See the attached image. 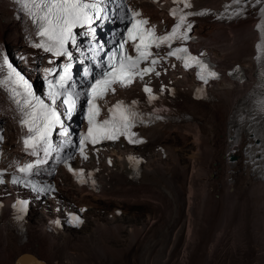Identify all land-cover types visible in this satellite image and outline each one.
Listing matches in <instances>:
<instances>
[{
	"label": "bare ground",
	"instance_id": "6f19581e",
	"mask_svg": "<svg viewBox=\"0 0 264 264\" xmlns=\"http://www.w3.org/2000/svg\"><path fill=\"white\" fill-rule=\"evenodd\" d=\"M16 1L0 0V64L3 63L4 57L8 58L9 50L7 52V44L11 42L17 46L14 52L15 62L36 69L37 62L44 56L25 44L26 34H28L30 24L20 14L17 6L14 5ZM221 2L222 0H211L208 3L215 5ZM202 6L206 5L203 4ZM146 7L154 10L150 4H147ZM151 15L158 17L155 11H152ZM258 20V17L253 16L246 23L230 26L229 30L232 35L231 40H227L228 45L226 47L217 44L223 38V35L219 33L216 34L218 38L210 36V42L207 45L223 58L228 59L227 65H234L236 62L252 63V59L256 56V45L260 40V35L256 28ZM208 27L206 25V30L203 33L200 30L196 31L204 37L208 35ZM214 28L216 27H209L212 31ZM220 93V103L212 105H192V111L195 115H201V117L193 119L192 122L185 123L179 127L166 128L163 131L157 130L151 133L150 137L154 145L158 143L165 144L172 152L167 161L160 162L156 166H153V169H149V172L146 173L143 179V183L139 184L137 188H117L114 191H106L103 195L92 196L91 198L86 197L85 195L87 194H84L80 201L93 206L95 205L92 200L96 202L97 200H102L108 203L109 201L119 203V201L128 200H134V202L147 201L149 205H156L159 211H161L162 206L168 208L167 206L173 204L183 206L187 203L189 209L195 201L197 187L202 185L204 194L203 198L201 197L202 214L209 219V226L203 228L202 237H200L196 249H193L194 247L191 245L193 248L190 249L194 250L192 254H189V251L186 252L188 247L186 250L184 249L185 254H182L183 257L178 264H221L216 263L217 261L215 260L218 254H220V251H223L224 245H227L228 238L231 235L237 241L238 239H244L247 243L246 247L239 246L238 243L240 240L233 243L232 253H238V248L244 247L240 249L244 251L245 258L241 260V256L243 255L238 253L241 255V258L239 257L240 259H238L240 260L238 261L240 262L239 264H264V252L261 251L264 249V180L259 179L249 168L245 167L247 156L243 152H239L237 154V172L234 173L233 181H228L229 166L226 163L228 128L231 123L232 113L235 110L236 100L240 95L235 94L234 88L230 89L225 82L221 83ZM1 96L3 95L0 94V100ZM14 116L12 112L6 110L0 114V122L2 121L1 123H3L10 118L15 123ZM206 120L211 124L210 130L207 127L209 134H211L210 136H208L209 134L206 135L205 127L203 126ZM218 124L219 126H216ZM213 127L216 129L219 128V132L214 130ZM70 135L72 136L71 133ZM220 135L223 137L219 140L220 143H218L217 138ZM177 138L180 139V142H177ZM190 139H193L192 143L196 147L195 151L190 154L188 164L185 163L182 155L181 163L180 152L182 153L184 145L186 147L187 145L189 146ZM174 142L180 145L177 147ZM14 147L15 145H10L11 149ZM18 156L19 154L16 153L15 147L12 157L16 158ZM217 157L223 158L220 161L213 160ZM209 160H211L210 163ZM171 171L173 172L172 175L170 174ZM185 187L188 188V196L186 195ZM164 196L167 197L166 200L163 199ZM116 206L122 207L119 205ZM130 214L133 213L130 212ZM31 216L28 217L29 222H40L38 212H33ZM182 216V212L179 211L176 217H171V219H181ZM33 217L37 220H34ZM188 227L191 228L192 226L189 224ZM190 228L186 236L191 235V239L188 238L189 241L192 240V236L194 235V233L192 235ZM122 230L123 228L119 224L110 231L119 234ZM134 230L131 236H134ZM142 230L149 233L152 232V229L145 226L142 227ZM101 234L100 232L96 234L93 231L90 238H94L97 235L99 237L98 239H101ZM212 240L215 242V245L213 244V247H211L212 250L210 251L211 253H216V255L212 254L210 255L211 258H205V254L200 248L205 247ZM253 241L259 242L262 249H256L252 246L251 243ZM90 244L89 240L83 242L76 236H69L67 234L61 242L57 243L43 235L34 236L33 232L27 242L21 243L18 238L11 235L5 236L0 232V264H17L19 259L21 261L19 264H38L37 261L46 264H80V261L85 259L89 254L79 253L77 247H87ZM217 248H221V250H217Z\"/></svg>",
	"mask_w": 264,
	"mask_h": 264
},
{
	"label": "snow or ice",
	"instance_id": "6c2138e0",
	"mask_svg": "<svg viewBox=\"0 0 264 264\" xmlns=\"http://www.w3.org/2000/svg\"><path fill=\"white\" fill-rule=\"evenodd\" d=\"M17 2L22 3L23 8L28 10L34 22L38 21V35L46 38L37 43L35 47L53 53L56 57H66L68 60L58 79L55 82L48 81L47 95L50 103H45L43 99L34 94L31 85L16 71L7 57H4L3 63L0 64V71H3L5 65L8 69L7 77L2 83L10 85L11 99L18 106L22 114L21 123L27 129L23 144L27 150H31L30 155L38 157L35 163H27L18 169L23 174V178L14 175L11 182L13 184L24 183L36 193L49 194L55 191L51 185H40L28 177L39 175L42 166L47 164L51 152L57 150L53 147L51 140L53 130L57 125L65 128V120L61 119L58 107H64V117L71 119L77 111L80 97L87 96L88 128L86 134L80 137L79 144L75 145L83 159L87 160L88 156L85 153L87 143L97 145L103 141H117L121 137H125L129 143H144V140L138 138L137 133L132 131L138 123H144V117L135 110L138 101L133 100L131 105L119 101L108 109V116L101 117L102 110L98 101L103 100L110 91L115 93V86L127 88L137 78L143 80L145 76L151 74L160 76L161 72L157 70V66L161 65V61L172 57L181 61L185 69L198 68L199 79L205 84L210 78H219L218 73L211 70L209 63L201 59L203 53L194 55L186 46V42L192 38L190 33L193 29V22L188 18L208 14L205 11H185V9L193 7L191 0H173L174 3L182 4L183 7L179 10L176 8L171 10L172 16L176 17L178 22L166 34H157L155 26H149L148 19H138L142 15L141 12L130 10V16L127 14L126 16L131 21V25L123 30L118 48L108 55L106 63L100 64L102 70L98 76L91 72H85L86 76L91 75L93 79L82 93L76 91L69 83L72 79L69 73L72 69L73 52L69 50L68 45L70 43L76 45V34L73 29L77 26H88L90 33H95L92 24L94 19L101 18V5L104 0H39L38 3L33 0L32 8L29 7V0H17ZM248 2L249 0H232V5L235 6L233 11L236 12V15L246 13L247 9L244 5ZM251 3L259 6L257 11L264 16V0H251ZM232 5L225 7L229 8ZM260 27L264 29V25ZM177 42H180V45L173 47ZM162 48L165 50L160 51ZM142 64L146 66L141 67ZM171 67H175V65L173 64ZM52 71L49 69V72ZM164 71L166 72L167 68H164ZM19 87H22L23 91H19ZM143 91L148 95L150 101L157 100V95L147 84L144 85ZM163 91L164 87H161L160 92ZM58 100L59 105L57 104ZM261 110L264 111V101L261 102ZM159 118L162 117H157V119ZM63 135L65 137L69 135L66 128ZM3 138L0 135V141ZM65 143L68 141L66 140ZM41 152H43L42 157L40 156ZM261 154L264 155V145L261 146ZM64 162L67 163V161ZM68 169L80 178L81 183L87 182L83 179V170L75 172L70 164ZM4 182L3 173H0V184ZM92 183L95 184V181L93 180ZM14 207H18L19 211L23 212L27 207V201L19 200ZM81 211L84 210L81 209ZM68 222L76 226L84 223L81 216L76 214H72Z\"/></svg>",
	"mask_w": 264,
	"mask_h": 264
},
{
	"label": "rangeland",
	"instance_id": "374dc122",
	"mask_svg": "<svg viewBox=\"0 0 264 264\" xmlns=\"http://www.w3.org/2000/svg\"><path fill=\"white\" fill-rule=\"evenodd\" d=\"M14 5H17V2H15ZM247 21H249V20H247ZM247 21H245V23ZM201 26H204V27H201ZM207 26L210 27L213 25H207ZM205 27H206V25H198L196 28H197V30H200L201 33H203L206 30ZM209 27L207 28V30L209 31L208 35L204 36V38L207 39V43L210 42V40H209L210 36H213V38H215V37L218 38L216 36V34L219 33L220 35H223V38L217 44L221 45L223 47H226L228 45L227 40H231V35H232L230 33L229 28H227V27H216L212 31V29H209ZM210 31H212V32H210ZM224 36H226V37H224ZM217 44H215V45H217ZM16 47L17 46H15L11 42H8V44H7V52L9 50L8 57L11 60V62H13V63H16L15 62L16 58L14 56L15 55L14 52L17 49ZM219 56H221V55H219ZM43 60H45V58L41 59V61H43ZM220 94L221 93L219 91V93H218L219 98L221 96ZM2 113L0 112V114H2ZM1 122H0V126H3V125L7 126V128L11 132L8 135V139L6 142L8 144H7L6 148H3V149H5V154H3L1 158H3L4 160H10L11 158H13L12 153L15 150V147L11 149L10 145L16 144L14 121H12L9 118L8 120H5L3 123H1ZM203 126L205 127V131L208 130V128H209V130L211 129V124L208 123V120H206V122H204ZM216 126H219V124ZM215 127H213V129L219 132V128L216 129L217 127L216 128ZM220 127H221V125H220ZM210 135L211 134H209L208 136H210ZM222 137L223 136L220 135V137L217 138L218 141L217 140L216 141L218 143H220L219 140H221ZM175 140H176V138H175ZM192 141H193V139L189 140V146L187 145V147H186V145L183 144L184 147L182 146L183 147L182 153L180 152L181 163H182V155H183V160L185 161V163L188 164V161L190 159L189 158L190 154L193 151H195L196 147L192 143ZM177 142H180V139L177 138ZM179 145L175 143V146L178 147ZM12 150H13V152H12ZM222 158L223 157H219V158L217 157V158H214L213 160L220 161V160H222ZM210 162H211V160H209V163ZM170 173H171V175L173 174L172 171ZM223 177H224V175H223ZM186 188L187 187H185V191L187 193L186 195L188 196V188H187V190H186ZM202 188H203L202 185H199L197 187V191L195 193V201H194L192 207H190L189 209H188L187 203H185V205H183V206H177V205L173 204V205L167 206L168 208H165L162 206L161 211H159V209L156 208V205H149V203L147 201L134 202V200H128V201H119V203H117L116 201H109V203H108V202H104L102 200L101 201L97 200V202L92 200L94 202V205H95V206H93L94 209H98L100 211L107 212V211H112V209L114 207H118L116 205H119V206H122L121 208L124 209L125 215L123 218L115 220L111 225H109L108 229H105V230L97 229L96 225L90 224L82 232L77 233V232H73V231H67V235L76 236L78 239L82 240L83 242H87L89 240V243H91L90 245H88L89 247L88 246L87 247L86 246L77 247V249H79V253L89 254L85 259L80 261V264H148V263L149 264L150 263H152V264H161V263L162 264H178L181 261L183 255L185 254V250L187 247L188 248H187L186 252L189 251V254H192V251H194V250H191V249L193 247H194L193 249H196V247H197L196 245L198 244L200 237H202L201 235H202L203 228H206L207 226H209V223H208L209 219L202 214L203 208H202V203H201L202 200L201 199L203 198V195H204ZM206 188H210V187H206ZM165 196L163 198L164 200L167 199V197H165ZM214 197H217V196H214ZM179 211H181L183 214L182 218L181 219H171V217L172 218L176 217V214ZM130 212L133 214H130ZM168 212H170V213H168ZM33 219L37 220L35 217H33ZM30 222H31L30 236L32 235V232H33L34 236L42 235L38 226H37L38 221H34V222L30 221ZM116 223H119L121 225V227L123 228V230L119 234L112 233L114 231H110L111 229H113L116 226L115 225ZM119 224H117V225H119ZM189 224L192 226L191 228L188 227ZM144 226L149 228V229H152V232L149 233V232L143 231L142 227H144ZM189 228L191 230L192 235L194 233V235L192 236V240H190L191 243L188 240V238L191 239V237H190L191 235L186 237L187 231H189L188 230ZM131 230H132V232H131ZM133 230H134V236H131L133 233ZM93 231L96 234H98L99 232L102 233L100 236L101 239H98L99 237H97V235L94 238L93 237L90 238L91 237L90 235H91V233H93ZM108 231H110V232H108ZM104 233H106V234H104ZM137 235H138V237H137ZM239 240L240 239H238V241ZM235 241H237V240L232 235L228 238L227 245H224L223 251H220V254L217 253L218 257L216 258V260L214 258V260L217 261L216 263L239 264L240 262H238V261H240V260H238V259H240L241 257H242L241 260L243 258H245L244 253H243L244 251L241 250L244 247H240L241 249L238 248V250H239L238 253L243 255V256L239 255L237 252L232 253V249H233L232 246H233V243ZM69 242H71V240H69ZM193 242L195 243V245ZM187 244H189V245L187 246ZM213 244L215 245V242L212 240L206 244V246H205L206 248L205 247L200 248L201 251L205 254V258H211L210 255H212V254L216 255V253H211V251H210V250H212L211 247H213ZM238 244H239V246L242 245L245 247L247 245V243L244 239L240 240ZM191 245H193V247ZM251 245L254 246L256 249H260V250L262 249V247H260V243L257 241H253L251 243ZM81 249H83V250H81ZM190 250H191V252H190ZM217 250H221V248L220 249L217 248ZM261 251L264 252V249H262ZM240 252H242V253H240ZM229 253H232V254H229ZM206 255H208V256H206ZM234 255H235V257H234ZM87 259H89V260H87ZM261 259H262V257H261ZM232 261H234V262H232ZM77 264H79V263H77Z\"/></svg>",
	"mask_w": 264,
	"mask_h": 264
},
{
	"label": "water",
	"instance_id": "95a60500",
	"mask_svg": "<svg viewBox=\"0 0 264 264\" xmlns=\"http://www.w3.org/2000/svg\"><path fill=\"white\" fill-rule=\"evenodd\" d=\"M21 261H20V259H19V261H17V264H19ZM37 263L38 264H46V263H41V262H39V261H37Z\"/></svg>",
	"mask_w": 264,
	"mask_h": 264
},
{
	"label": "trees",
	"instance_id": "16d2710c",
	"mask_svg": "<svg viewBox=\"0 0 264 264\" xmlns=\"http://www.w3.org/2000/svg\"><path fill=\"white\" fill-rule=\"evenodd\" d=\"M31 233V232H30Z\"/></svg>",
	"mask_w": 264,
	"mask_h": 264
}]
</instances>
